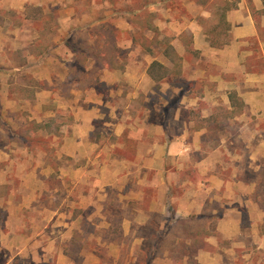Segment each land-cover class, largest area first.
Listing matches in <instances>:
<instances>
[{
	"label": "rangeland",
	"instance_id": "rangeland-1",
	"mask_svg": "<svg viewBox=\"0 0 264 264\" xmlns=\"http://www.w3.org/2000/svg\"><path fill=\"white\" fill-rule=\"evenodd\" d=\"M236 1L0 0V264H200L202 251L220 264H264L247 216L239 238L217 233L231 199L201 185L208 152L245 138L231 119L243 108L216 93L219 56L196 50L193 32L229 44L219 15ZM251 1L258 20L264 0L260 10ZM66 41L104 58L80 64ZM153 61L169 70L157 83L146 73ZM178 139L191 150L172 160L166 148ZM219 160L231 176L225 151ZM243 178L264 207V167ZM178 200L203 210L181 218Z\"/></svg>",
	"mask_w": 264,
	"mask_h": 264
},
{
	"label": "crops",
	"instance_id": "crops-1",
	"mask_svg": "<svg viewBox=\"0 0 264 264\" xmlns=\"http://www.w3.org/2000/svg\"><path fill=\"white\" fill-rule=\"evenodd\" d=\"M248 2L240 0L237 3V8L232 9L226 13V22L230 25V41L229 44L216 49L209 46L201 36L200 32H193L194 34V48L202 52H215V65L221 70V75L215 79L216 93L220 94L224 104L227 108L233 111V107L229 101V95L235 93L237 98L243 103V110L232 114L231 119L237 122H244L240 126V131L243 129L244 140L241 143V148L236 147L233 143L229 146L225 145V141H219L218 144L208 152L206 157V165L208 173L206 175L204 189L209 192L218 193L224 191L225 197L231 199V205L224 209V212L216 217L217 233L224 239L234 240L240 237L242 233L244 216L248 217V230L251 231L250 241L252 245H257L258 249L264 247V207L258 205L260 198L255 195L256 185L254 182L244 184V174L246 172L257 173L264 167V126L257 128L256 123L252 124L249 119H260L264 122V14L260 19H256L250 12ZM258 0H252L250 4L256 6V10H260L261 6L257 5ZM22 10V8H21ZM22 11V21L30 20L31 17H26ZM202 39V40H201ZM249 43H257L261 52L258 54L253 50L242 48ZM39 53H45L41 51ZM42 54V55H43ZM34 55V54H33ZM253 58H258L261 63L258 68L248 65V61ZM33 61H27L21 68L31 64ZM168 67V65H166ZM210 92L206 91L204 96L209 97ZM204 117L211 118L212 114L204 113ZM245 119V120H244ZM255 125V126H254ZM207 130H204L206 132ZM238 137H241L238 136ZM225 145V146H224ZM157 148V147H156ZM204 151L201 144H195L194 150ZM157 150V149H156ZM191 145L186 143L184 139L170 141L166 148V154L170 159L174 160L177 154H186L190 152ZM225 151L227 156L231 159V176L223 174L224 168L219 169L220 153ZM213 157L215 159L212 162ZM203 161V160H202ZM149 162V167L153 168ZM220 166V165H219ZM217 168V171H213ZM225 175V176H223ZM264 182V181H263ZM205 185V186H204ZM245 188L247 193L243 194L238 188ZM205 191V192H206ZM236 191V192H235ZM204 192V193H205ZM192 201V200H191ZM182 201L178 203L181 204ZM261 202V200H260ZM264 202V200L262 201ZM183 203V202H182ZM176 208V213L181 218L191 217L199 214L203 207L200 204L187 202L179 205ZM260 232V233H259ZM252 238V239H253ZM211 242V241H210ZM198 263L220 264L224 261V257H220L217 253L200 252L196 257ZM230 260H233L230 257ZM249 260V256H248ZM235 262V261H234ZM236 263V262H235ZM233 264V263H230Z\"/></svg>",
	"mask_w": 264,
	"mask_h": 264
},
{
	"label": "trees",
	"instance_id": "trees-1",
	"mask_svg": "<svg viewBox=\"0 0 264 264\" xmlns=\"http://www.w3.org/2000/svg\"><path fill=\"white\" fill-rule=\"evenodd\" d=\"M236 8H237V1L233 5L225 4V6L222 7V12L219 15V23L225 26V30H229V25L226 22V13ZM36 10H38L37 12L39 14L38 18H40L41 16L40 9L37 8ZM26 17H29V16L26 15ZM43 28H47V26L43 24ZM226 36L227 35L225 32L224 39L226 38ZM206 39L209 42V45L211 47H222L228 44L227 42H223V41H220V42L214 41L213 39H209L208 37H206ZM65 46L72 52V54L75 55L76 61L80 64H84L88 60L92 61L94 64H97L104 58V55H102L101 51L96 50L94 46H86L87 48H81L80 46L71 44L68 41L65 42ZM164 55L166 57L171 56L168 52H164ZM106 56H107L106 61L108 65H110L111 68L114 67L113 66L114 63H117V62L113 61L112 55L110 53H107ZM168 71H169L168 68H166L163 64L157 61H153L149 65L146 73H147V76L152 81L157 83L163 80L168 75ZM229 101L232 107L242 110L243 103L237 98L235 93H231L229 95Z\"/></svg>",
	"mask_w": 264,
	"mask_h": 264
}]
</instances>
